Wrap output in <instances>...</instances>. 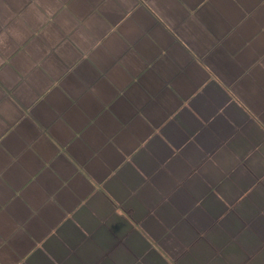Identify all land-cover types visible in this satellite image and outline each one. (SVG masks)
I'll use <instances>...</instances> for the list:
<instances>
[{
	"label": "crops",
	"instance_id": "1",
	"mask_svg": "<svg viewBox=\"0 0 264 264\" xmlns=\"http://www.w3.org/2000/svg\"><path fill=\"white\" fill-rule=\"evenodd\" d=\"M0 264H264V0H0Z\"/></svg>",
	"mask_w": 264,
	"mask_h": 264
}]
</instances>
